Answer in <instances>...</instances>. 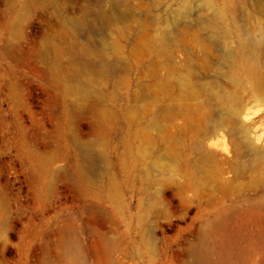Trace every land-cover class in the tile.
<instances>
[{
  "label": "rangeland",
  "instance_id": "obj_1",
  "mask_svg": "<svg viewBox=\"0 0 264 264\" xmlns=\"http://www.w3.org/2000/svg\"><path fill=\"white\" fill-rule=\"evenodd\" d=\"M0 264H264V0H0Z\"/></svg>",
  "mask_w": 264,
  "mask_h": 264
},
{
  "label": "bare ground",
  "instance_id": "obj_2",
  "mask_svg": "<svg viewBox=\"0 0 264 264\" xmlns=\"http://www.w3.org/2000/svg\"><path fill=\"white\" fill-rule=\"evenodd\" d=\"M101 17H103V16H101ZM103 19V18H102ZM216 19V18H215ZM217 19H218V16H217ZM216 19V20H217ZM164 38H165V35L163 36ZM224 101L227 103V104H229V105H231V101L226 97V98H224ZM231 109H232V117H233V119H237V117H238V115L240 114L239 113V111H238V109H237V107H236V105H234V104H232V106L230 107ZM242 119H244V116L242 117ZM234 121V120H233ZM232 121V122H233ZM218 122L219 123H225V122H229L228 120H224V119H220V120H218ZM206 159V158H205ZM207 161H210V159L209 158H207L206 159ZM76 248L77 247H73V251L74 250H76ZM72 249V248H71ZM75 254V253H74ZM75 256V255H74Z\"/></svg>",
  "mask_w": 264,
  "mask_h": 264
}]
</instances>
